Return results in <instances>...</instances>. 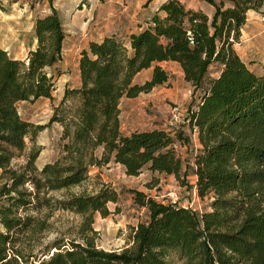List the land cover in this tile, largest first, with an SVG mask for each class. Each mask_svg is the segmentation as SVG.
<instances>
[{
    "label": "trees",
    "instance_id": "1",
    "mask_svg": "<svg viewBox=\"0 0 264 264\" xmlns=\"http://www.w3.org/2000/svg\"><path fill=\"white\" fill-rule=\"evenodd\" d=\"M204 1L209 15L162 0L125 37L88 40L78 54L79 83L64 88L50 117L62 127L59 156L38 168V148L12 163L14 151L43 127L22 118L16 103L53 97L66 32L54 0H30L31 9L35 2L49 7L34 17V46L25 57L0 46V264H264V73L252 71L234 48L246 12L264 0ZM163 60L176 62L197 93L186 117L196 140L189 162L179 151L189 142L182 129H121L120 99L164 83ZM149 66L148 78L134 82ZM111 159L128 174L146 168L186 186L190 168L207 208L133 190L144 217L130 225L120 250L98 248L94 216L108 215V202L119 195L103 181L87 185L91 166ZM56 210L79 220L70 236L44 241L57 231L50 220Z\"/></svg>",
    "mask_w": 264,
    "mask_h": 264
},
{
    "label": "rangeland",
    "instance_id": "2",
    "mask_svg": "<svg viewBox=\"0 0 264 264\" xmlns=\"http://www.w3.org/2000/svg\"><path fill=\"white\" fill-rule=\"evenodd\" d=\"M162 0H54L53 4L63 22L66 37L63 58L59 63L61 74L56 81L53 97H39L33 100H19L16 105L20 116L43 124L34 140L26 138L25 147L17 151L12 159L15 165L22 164L32 148H38L35 163L40 168L45 162L59 156L61 125L51 121L53 106L59 102L66 86L79 83L77 59L79 50L89 39H98L105 34L125 37L136 30L140 23L154 11ZM192 7L207 8L204 0H180ZM49 11L46 2H35L31 9L30 0H0V46L9 52L25 57L29 47L34 46L33 21L36 14ZM242 26L241 40L235 44L236 52L255 73H264V3L258 10L247 13ZM158 64L166 71L167 80L148 91L134 96H123L119 102V117L123 132L133 129L160 127L172 131L182 129L189 134V142L179 147L184 162H189L192 148L196 146L194 135L186 124L188 108L197 99L191 85L184 80L178 64L163 60ZM210 67V75L216 73ZM151 66L138 71L133 81L141 83L148 78ZM88 189L98 186L101 181L109 183L118 191V200L108 202L110 213L101 216L96 213L93 226L97 230L96 245L104 250H120L126 245L130 225L144 217V209L132 201L133 190H140L160 201H175L194 210L207 208L208 197L196 195L192 183L194 175L186 176L187 184H179L170 174L142 168L137 174H128L124 166L114 160L99 166H91ZM77 189V187L75 188ZM50 220L57 231L47 232L44 241L55 236L71 234L79 216L56 210Z\"/></svg>",
    "mask_w": 264,
    "mask_h": 264
},
{
    "label": "crops",
    "instance_id": "3",
    "mask_svg": "<svg viewBox=\"0 0 264 264\" xmlns=\"http://www.w3.org/2000/svg\"><path fill=\"white\" fill-rule=\"evenodd\" d=\"M186 5V4H185ZM186 6H188V5H186ZM189 7H192V6H189ZM192 8H199V9H201V10H203L206 14H210L211 13V11H212V7H211V5L210 4H208V6H207V8H202V7H192ZM252 10H248L247 12H246V14L247 13H249V12H251ZM246 19H247V15H246ZM244 25H245V23H244ZM242 32H243V30L241 29V34H240V37H239V41L241 40V36H242ZM238 41V42H239ZM238 42H235L234 43V48H235V50L237 49L236 48V46H235V44H237ZM4 48H6L7 49V47H4ZM8 50V49H7ZM9 51V50H8ZM14 56H16V55H14ZM17 57H19V56H17Z\"/></svg>",
    "mask_w": 264,
    "mask_h": 264
},
{
    "label": "built area",
    "instance_id": "4",
    "mask_svg": "<svg viewBox=\"0 0 264 264\" xmlns=\"http://www.w3.org/2000/svg\"><path fill=\"white\" fill-rule=\"evenodd\" d=\"M262 20H264V17H261Z\"/></svg>",
    "mask_w": 264,
    "mask_h": 264
}]
</instances>
